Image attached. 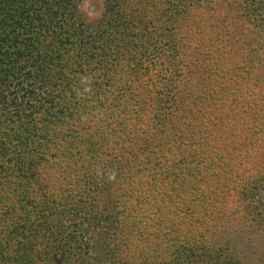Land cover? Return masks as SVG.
Listing matches in <instances>:
<instances>
[{"label": "trees", "instance_id": "16d2710c", "mask_svg": "<svg viewBox=\"0 0 264 264\" xmlns=\"http://www.w3.org/2000/svg\"><path fill=\"white\" fill-rule=\"evenodd\" d=\"M81 1L0 0V264H264V0Z\"/></svg>", "mask_w": 264, "mask_h": 264}, {"label": "rangeland", "instance_id": "374dc122", "mask_svg": "<svg viewBox=\"0 0 264 264\" xmlns=\"http://www.w3.org/2000/svg\"><path fill=\"white\" fill-rule=\"evenodd\" d=\"M83 19L89 23L98 20L104 12L103 0H82L79 4ZM105 28V26L103 27ZM107 27L104 29L106 30ZM197 264H207L200 262Z\"/></svg>", "mask_w": 264, "mask_h": 264}]
</instances>
